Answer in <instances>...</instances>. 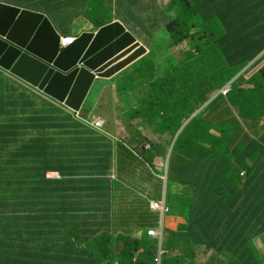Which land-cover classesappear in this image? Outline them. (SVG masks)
I'll list each match as a JSON object with an SVG mask.
<instances>
[{"label": "trees", "instance_id": "trees-1", "mask_svg": "<svg viewBox=\"0 0 264 264\" xmlns=\"http://www.w3.org/2000/svg\"><path fill=\"white\" fill-rule=\"evenodd\" d=\"M3 1L46 13L63 35L81 16L98 28L127 12L126 25L146 31L149 52L113 77L130 133L117 143L113 133L0 69V264L152 263L157 248L148 229L131 242L114 227V186L123 182L121 171L155 168L181 128L165 216L169 202L182 219V238L223 263L262 264L264 0H172L167 13L157 0ZM153 4L158 12L146 23L143 13ZM162 31L168 44L154 45ZM180 44L186 47L178 60L171 48ZM147 128L158 137L150 140ZM171 255L162 264L196 260L184 249Z\"/></svg>", "mask_w": 264, "mask_h": 264}, {"label": "water", "instance_id": "water-1", "mask_svg": "<svg viewBox=\"0 0 264 264\" xmlns=\"http://www.w3.org/2000/svg\"><path fill=\"white\" fill-rule=\"evenodd\" d=\"M61 35L46 13L0 0V69L74 111L98 78L111 79L148 51L119 19L83 31L63 48Z\"/></svg>", "mask_w": 264, "mask_h": 264}, {"label": "rangeland", "instance_id": "rangeland-1", "mask_svg": "<svg viewBox=\"0 0 264 264\" xmlns=\"http://www.w3.org/2000/svg\"><path fill=\"white\" fill-rule=\"evenodd\" d=\"M161 1H162V3L164 2L166 4V0H161ZM88 24H89V22H87V20L84 19V16H81L75 22V26L78 27L80 30L82 29V26L84 27L85 25H88ZM86 27H89V25ZM137 29H138V31H135V32L137 34L142 35L143 33L140 30H144V29H142L141 27H137ZM140 35H138V36H140ZM160 36H162L165 41H161L160 39H163V38H159ZM167 37H169L168 31L160 32L159 36L156 37V39L154 40V45L160 46V45L168 44ZM185 47H186L185 45H181V44L174 46L171 48V52L175 55V57L178 60H181L182 56H183L182 50L185 49ZM108 80L102 79V78H98L96 80L97 84H101V85L108 84V85H106V86H108V90H106L105 94H104L105 95L104 96L105 102H97V97L100 94V92L96 93L97 96H95L94 94L91 96V92H92L91 91L87 100L85 101V103L81 109V115H83L85 117H90L92 114L97 115V112L96 111L94 112V110L97 109L98 113H100L101 119L105 123V126H104L105 132H108L110 134L113 133L114 135L113 134H111V135L114 136L116 139L118 137H121V139H128L129 134H128V130L126 128V123H125L124 118L121 115H115V113H118L121 111L118 108L119 96L117 95V92H116V85H112L111 81H108ZM101 85H99L98 87H101ZM110 93L112 94V100H110L111 99ZM90 97H92L94 102L89 101ZM148 135L150 136V138H152L150 140H154V138L158 137V136L154 137V134L149 133V132H148ZM115 142L117 143L118 140H115ZM145 147L146 148L149 147V142L144 143L143 148H145ZM165 164H166V160L161 159V160L154 161V165H156L157 168H153L151 171L148 169V167L146 168L145 166L139 167V168L136 167L137 168V169L135 168L136 170L134 169L132 171H129L133 175L137 176L139 183H140L139 186H137L136 190L133 192L134 193L133 199H136V204H138L139 207L144 209L143 212L137 213L132 221L129 219L131 216V211H130L129 207H130V202L133 200L132 197L128 196L129 198L128 197L122 198L120 195V189L117 187L116 184L114 186V194H118V199L120 200V202H118L117 196L115 195V201H114L115 207L113 209L114 215H115V220L117 222H118V220H120V222L122 223V224H117L116 227L120 230V235H123V236H125L127 234V230H128L129 231L128 237L130 238L131 242L140 236L139 234H138V236H136V235H137V232L140 230L139 228L146 221L145 211L149 216L154 217L156 219V222H155L156 224H154V225L157 226V229L161 226V224H163V226H165L166 223L168 222V220H169V222L171 221V223L173 225H175L177 223V220H174V219H177L178 215L175 214V210L172 207V205H170L169 202L167 204L172 209V212L165 216L166 223H165V220H163V223H162L161 215L159 212H156V211L151 209V201H161L160 203L162 205V204H164V201L166 199V185L162 180H160V178H161L160 175L162 174V172L159 174V172L162 170V168L164 169ZM49 172H51V171H49ZM114 179H116V178L114 177ZM151 186L153 187V191H152ZM132 230H135V231L131 232ZM167 235L169 238V233ZM153 241L157 242V240H155V239H153ZM166 241L167 240L165 237V230H164L163 248H166ZM175 242L179 247H181L180 250L182 252V248H185V247L182 246V244H179L176 241V239H175ZM179 252L180 251L178 250V251H175L174 253L178 254ZM211 257H212V252H210V251H206L204 248H200L197 250V261H198V263L201 262L203 264H207L209 259H211ZM192 264H196V263L193 262ZM221 264H226V263H221Z\"/></svg>", "mask_w": 264, "mask_h": 264}, {"label": "crops", "instance_id": "crops-1", "mask_svg": "<svg viewBox=\"0 0 264 264\" xmlns=\"http://www.w3.org/2000/svg\"><path fill=\"white\" fill-rule=\"evenodd\" d=\"M151 2H152V0H150ZM153 3V2H152ZM157 3H158V5L162 8V9H166L167 8V3H168V0H166V4L163 2L162 3V1L161 0H157ZM38 11V10H37ZM158 12V8L153 4V7L151 8V10H149V11H147V12H145V13H143V15L144 16H147V17H151L152 19H154L155 18V16H156V13ZM167 13V12H166ZM125 14H127V12H125V13H123L122 11L120 12V16H126ZM128 15V14H127ZM86 26H88V25H85L84 27L82 26V31L83 30H88V29H91V28H89V27H86ZM78 31V30H80L78 27H76L75 25L73 26V29H72V34H73V32L74 31ZM133 33L137 36V38L139 39V40H141L144 36H141L140 34H137L136 32H134L133 31ZM138 35H140V36H138ZM141 42L142 43H144L142 40H141ZM12 77V76H11ZM106 80H108V79H106ZM108 81H111V83H112V85H114V80H113V77L111 78V79H109ZM99 85H101V84H97V81L94 83V86H93V88H92V92H91V96L94 94L95 96H97V94L96 93H98V92H100V94L98 95V97H97V102H105V91L106 90H108V86H106V85H108V84H106V85H101V87H98ZM110 100H112V94L110 93ZM99 99V100H98ZM96 111V110H95ZM97 114H100V113H97ZM115 115H121L120 114V112H118V113H115ZM148 129V130H147ZM146 129V131L147 132H149L150 133V128H147ZM157 160H159V159H156L155 161H157ZM156 166V165H155ZM156 168H157V166H156ZM137 169V168H136ZM135 169V170H136ZM163 169V168H162ZM119 176H120V178L123 180V182H121L117 187L120 189V195H121V197L123 198V197H128V196H131L132 197V199H133V197H134V191L136 190V188H137V186H139V180H138V178H137V176L136 175H133L131 172H129V171H121V173H119ZM116 177V176H115ZM112 178H114V175H112ZM127 183H129V186H128V184ZM142 188V187H141ZM151 188H152V191H153V187L151 186ZM116 196H117V200H118V202H120V200L118 199V194H116ZM129 198V197H128ZM124 209V208H123ZM129 209H130V211H131V216H130V220L132 221L133 219H134V217H135V215L137 214V213H139V212H143L144 211V209L143 208H141V207H139L138 206V204H136V199H133L131 202H130V207H129ZM145 218H146V221H145V223L139 228L140 230L137 232V235L136 236H138V234L140 235L139 237L141 238V237H143V236H145V230H150V229H157V226H155L154 224H156L155 222H156V219L154 218V217H151V216H149L147 213H146V211H145ZM113 219H114V227L116 228V230L118 231V233H120V230L116 227V225L117 224H122L121 222H120V220H118V222L115 220V215L113 216ZM174 219V218H173ZM177 219L179 220V219H181V218H179V217H177ZM177 219H174V220H177ZM177 220V223L175 224V225H173L172 223H171V221L169 222V220H168V222L166 223V219H165V223H166V225H165V237H166V244H168V241L169 240H171V241H175V239H176V241L179 243V244H182V246H184L185 248H182V250L184 249V250H189V249H198L199 248V246H196V245H192L189 241H188V239H181L180 238V236H178V232H180V230L178 229V226L180 225V223L182 222V221H178ZM164 223V224H165ZM135 230H132L131 232H134ZM128 233H129V231L127 230V234H126V236L128 235ZM169 233V238H168V234ZM183 237H185V235L183 236ZM186 238V237H185ZM257 245H258V248L262 251V253L264 254V237H259L258 238V240H257ZM176 246H177V248L175 249V251H180L178 254H181L182 252H181V250H180V248L181 247H179L177 244H176ZM201 248H203V247H201ZM185 252V251H184ZM210 252H212V251H210ZM120 253H117V254H113V253H111V257L112 258H117V256L119 255ZM212 254H213V258H211L210 259V261H208V263L207 264H216V263H214L215 261L214 260H219V261H221L222 259H224L222 256H217L214 252H212ZM196 255H197V253L196 254H194V258L196 257ZM118 260V259H117ZM222 262V261H221ZM195 263L196 264H203V263H198V261H197V258H196V260H195ZM223 263V262H222Z\"/></svg>", "mask_w": 264, "mask_h": 264}, {"label": "bare ground", "instance_id": "bare-ground-1", "mask_svg": "<svg viewBox=\"0 0 264 264\" xmlns=\"http://www.w3.org/2000/svg\"><path fill=\"white\" fill-rule=\"evenodd\" d=\"M170 2H171V0H170ZM163 11H165L166 12V9H162ZM130 15H128V16H123V17H129ZM122 16L120 17V15L119 16H117V17H115L112 21H114V20H116V19H119V20H121L125 25H126V23H125V21H124V18H123ZM129 18H131V17H129ZM150 19H152L151 17H147V16H144L143 17V20L147 23V21L148 20H150ZM76 22V21H75ZM136 24V23H135ZM133 25H134V21H133ZM137 25V24H136ZM89 28H91V29H88V30H92V29H95V28H92V27H89ZM83 31H86V30H83ZM82 30H78V31H74L73 32V34L71 33V34H69V35H65V37L67 38V42H69L70 44L71 43H73L74 41H75V39H76V37L78 36V35H80L82 32H83ZM140 31H142V35L141 36H146V31L145 30H140ZM148 48V47H147ZM149 49V48H148ZM145 56V55H144ZM143 57V56H142ZM135 62V61H134ZM133 62V63H134ZM133 63H131L129 66H131ZM129 66H127L126 68H128ZM249 66H251V64H249L248 65V67ZM125 68V69H126ZM124 69V70H125ZM124 70H122V71H124ZM202 109V108H201ZM200 109V110H201ZM200 110H198V111H200ZM203 110V109H202ZM201 110V111H202ZM197 111V112H198ZM99 117H101L100 116V114H97ZM104 126H105V123H104ZM92 128H95V129H97V130H101V131H104V127H103V129H100V128H96V127H92ZM150 133H153L154 134V137H156V136H158V135H156L154 132H155V130H154V128H150ZM179 133V132H178ZM176 134V136H175V138L177 139L178 138V136H179V134ZM128 134H130L129 133V131H128ZM148 137L150 138V136L148 135ZM153 137V138H154ZM174 138V139H175ZM150 139H152V138H150ZM154 139H156V138H154ZM117 140V139H116ZM174 141V140H173ZM172 141V142H173ZM147 148H149V147H147ZM143 149H145V148H143ZM170 150V149H169ZM169 150H168V153H169ZM173 150V149H172ZM171 153H172V151H171ZM171 153H170V156H171ZM167 157H168V154H167V156H166V158H165V160H166V162H167ZM156 159H159V160H161V158L160 157H156L155 158V160ZM169 160H170V157H169ZM154 164V163H153ZM168 166H169V163H168ZM150 167V166H149ZM151 169H153V167H150ZM155 168H156V166H155ZM160 171V170H159ZM162 172V174L160 175L161 176V178H160V180H162L164 183H165V185L167 184V176H168V167L166 168V164H165V166H164V169H162L160 172H159V174ZM176 189V188H175ZM150 239V238H149ZM163 242L162 241H158V242H156L155 244H154V246L157 248V255L155 256V258H154V261L152 262V263H148V264H161V263H163V261L165 260V256H162V255H159V253H160V250H161V248L163 247ZM201 247H199L198 249H200ZM204 248V247H203ZM197 249V250H198ZM205 249V248H204ZM197 250L196 249H189V250H184L185 251V253L188 255V254H190V253H193V255L194 254H196L197 253ZM206 251H209V250H207V249H205ZM213 252V251H212ZM172 256V258H174V257H177L178 256V254H173V255H171ZM197 258V255H196V257H195V259ZM211 258H213V254H212V257ZM139 259V254H136V255H134L133 256V258H132V260L134 261V260H138ZM112 260H114V259H112ZM209 261H210V259H209ZM114 264H116V262L114 263Z\"/></svg>", "mask_w": 264, "mask_h": 264}, {"label": "built area", "instance_id": "built-area-1", "mask_svg": "<svg viewBox=\"0 0 264 264\" xmlns=\"http://www.w3.org/2000/svg\"><path fill=\"white\" fill-rule=\"evenodd\" d=\"M69 42H67V38L66 37H62V45L65 46L67 45ZM229 91V89H224L222 92L224 95L227 94V92ZM66 109H68L75 118H78L84 122H86L90 127H96V128H100L103 129L104 127V121L101 119V117H99L98 115L92 114L90 117H85L83 115H81V111H74L68 107H66ZM47 176H51V177H59V173L56 171H51L47 173ZM152 208L154 210H159L162 212V215L164 212L167 211V208H165L163 205H161L160 202H153L152 203ZM149 234L152 236H156L157 235V231L154 230H150ZM262 264H264V255L262 256Z\"/></svg>", "mask_w": 264, "mask_h": 264}, {"label": "clouds", "instance_id": "clouds-1", "mask_svg": "<svg viewBox=\"0 0 264 264\" xmlns=\"http://www.w3.org/2000/svg\"><path fill=\"white\" fill-rule=\"evenodd\" d=\"M3 1V0H2ZM170 4V0H168V3H167V7H168V5ZM42 12V11H41ZM127 26V25H126ZM131 32H133L129 27H127ZM95 29H97V28H95ZM62 34V33H61ZM62 37H65V35H61V41H60V46H61V48H63V47H65V46H67V45H69L70 43H68L67 45H65V46H63L62 45ZM137 37V36H136ZM139 40V39H138ZM141 41V40H140ZM142 43V42H141ZM144 44V43H143ZM145 45V44H144ZM146 46V45H145ZM147 47V46H146ZM149 52V49H148V51H147V53ZM146 53V54H147ZM248 68V66L244 69V71L246 70ZM243 71V72H244ZM242 72V73H243ZM241 73V74H242ZM230 83H232V81L230 82ZM228 84L227 86H230L231 84ZM225 87V88H223L222 90H220V93H222L223 94V90L224 89H228V87ZM219 94V93H218ZM218 94H216L215 96H217ZM224 95V94H223ZM227 95V94H226ZM61 104V103H60ZM62 105V104H61ZM63 107H65L66 108V106H64V105H62ZM81 111V110H80ZM115 177V176H114ZM153 202H161V201H151V209L152 210H154L153 208H152V203ZM165 208H167L166 207V202L164 201V204H162ZM154 211H156V212H159L160 213V215H161V221H162V223H163V220H165V213L168 211V209H167V211L166 212H164L163 213V215H162V212L161 211H159V210H154ZM180 218V217H179ZM178 220V219H177ZM178 221H182V219H179ZM150 230H154V231H157V235L156 236H152V235H150L149 234V231ZM150 230H148V237L150 238V239H155V240H157V242L158 241H162L163 242V236H164V230H165V226H163V224H161V226L158 228V229H150ZM178 236H180V238L182 239V231H180V232H178ZM183 239H186L185 237H183ZM175 252V249H168L167 248V244H166V248H161V250H160V253H159V255H162V256H168V255H170V254H175L174 253ZM157 255V254H156ZM264 255V254H263ZM262 255V256H263ZM162 264V263H161Z\"/></svg>", "mask_w": 264, "mask_h": 264}]
</instances>
